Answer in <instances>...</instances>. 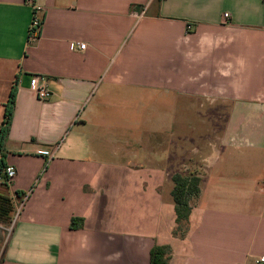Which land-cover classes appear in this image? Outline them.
Segmentation results:
<instances>
[{
	"label": "crops",
	"instance_id": "1",
	"mask_svg": "<svg viewBox=\"0 0 264 264\" xmlns=\"http://www.w3.org/2000/svg\"><path fill=\"white\" fill-rule=\"evenodd\" d=\"M35 9L45 18L32 43ZM17 77L2 154L17 173L10 192L27 196L0 264H151L156 245L169 264L264 263V139L229 124L185 157L201 192L178 224L164 193L183 170L156 162L159 147L146 142L143 159L142 140L113 139L106 111L114 90L157 89L230 104L231 125L264 122V0H0V125ZM36 77L47 101L30 89Z\"/></svg>",
	"mask_w": 264,
	"mask_h": 264
},
{
	"label": "rangeland",
	"instance_id": "2",
	"mask_svg": "<svg viewBox=\"0 0 264 264\" xmlns=\"http://www.w3.org/2000/svg\"><path fill=\"white\" fill-rule=\"evenodd\" d=\"M175 96L162 94L157 89L155 92L142 89L112 91L109 94L111 104L106 111L110 115L112 131L118 133V137L113 139H121L122 142L127 141V143L129 141V146L135 138L142 140V144H137L135 148L143 155V159L147 145L153 148L159 147L156 154L154 151L155 161L160 163L168 161L170 169L174 168L175 172L183 170V173L190 172V170L184 171L185 168L181 167L184 158L190 154L192 157H200L204 150L209 149V143L215 141L216 133L228 128L229 124L230 132L241 131L247 138L255 139V143L264 139V122L256 126V121L248 117L249 120L247 118L245 121H239V118L231 125L232 105L229 106L230 104L191 101L181 96L179 100H175ZM238 121L242 124H238ZM211 131L213 134L208 135ZM145 143L147 145L144 146ZM242 145L246 147V143L243 142ZM118 147H123V144L113 141L112 148ZM196 149L202 152L194 156L193 152ZM195 161L199 162L200 159L197 158ZM258 161L264 166V154L262 160ZM143 171L146 173L148 169ZM165 186V190L172 189L173 183L169 182ZM164 196L166 203L164 218H166L168 206L173 205V200L168 192H165ZM165 223L166 219L163 225Z\"/></svg>",
	"mask_w": 264,
	"mask_h": 264
},
{
	"label": "trees",
	"instance_id": "3",
	"mask_svg": "<svg viewBox=\"0 0 264 264\" xmlns=\"http://www.w3.org/2000/svg\"><path fill=\"white\" fill-rule=\"evenodd\" d=\"M28 3L34 6V0H27ZM34 17H38L41 20V24L44 22V15L39 16L38 11L34 10ZM41 25V28H42ZM30 36V35H29ZM30 41V39H29ZM31 42V41H30ZM35 43V42H32ZM18 91V77L13 84L8 102L6 104L4 121L0 125V241L4 242L7 236L6 229L10 228L15 212L16 204H20L27 196L23 192H10V184L6 174V158L2 154L5 140L9 134L10 126L13 120L15 103ZM171 181L173 183V189L171 196L174 202L176 222L182 224L188 222L192 213L191 201L198 198L201 192L200 185L201 179L197 172L189 173H175ZM83 219H72L70 227L71 229H80L82 227ZM169 246L156 245L151 250L150 260L151 264H169ZM264 264V263H259Z\"/></svg>",
	"mask_w": 264,
	"mask_h": 264
},
{
	"label": "built area",
	"instance_id": "4",
	"mask_svg": "<svg viewBox=\"0 0 264 264\" xmlns=\"http://www.w3.org/2000/svg\"><path fill=\"white\" fill-rule=\"evenodd\" d=\"M143 14H141V16ZM228 17H229V14H226L225 18H228ZM41 25H42L41 20L38 17H33V21L31 23V26L29 29V35H30L29 39L31 42H36L39 39V37L41 35V30H42ZM77 46L82 50L85 49L84 44L77 43ZM30 89H31V91H33L36 94L37 98L40 101H47L51 96L50 90L48 89L46 84L44 82H42V80L38 77L33 78L32 82H31ZM39 154L44 156V157H52L53 156L51 152L46 151V150L40 151ZM5 171H6V174H7L9 181H11L17 174L14 167H7ZM21 210H22V205L17 207L13 223H12L11 227L7 229L8 233L11 232L14 223L16 222L18 216L21 213Z\"/></svg>",
	"mask_w": 264,
	"mask_h": 264
}]
</instances>
